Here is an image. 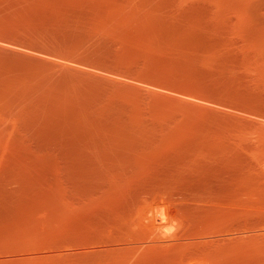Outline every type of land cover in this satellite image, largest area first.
Masks as SVG:
<instances>
[{"label":"rangeland","instance_id":"1","mask_svg":"<svg viewBox=\"0 0 264 264\" xmlns=\"http://www.w3.org/2000/svg\"><path fill=\"white\" fill-rule=\"evenodd\" d=\"M0 264H264V0H0Z\"/></svg>","mask_w":264,"mask_h":264},{"label":"bare ground","instance_id":"2","mask_svg":"<svg viewBox=\"0 0 264 264\" xmlns=\"http://www.w3.org/2000/svg\"><path fill=\"white\" fill-rule=\"evenodd\" d=\"M160 216H161V218H162V217H165L164 219H163V218H162V219L160 218L161 220H165V219H166V216H165V215L162 216V215L160 214ZM160 216H159V217H160ZM159 217H158V218H159ZM160 219H159V220H160ZM155 220L157 221V219H155ZM165 221H166V220H165ZM158 222H159V221H158ZM158 222H157V223H158ZM160 222H161V221H160ZM157 223H156V224H157ZM160 225H161V224H160ZM155 226H156V225H155ZM157 226L159 227V228H158V227H157V228L160 229L161 226H159V225H157Z\"/></svg>","mask_w":264,"mask_h":264}]
</instances>
